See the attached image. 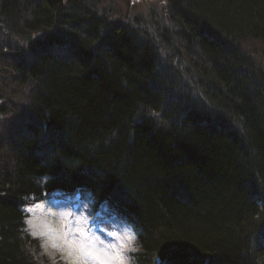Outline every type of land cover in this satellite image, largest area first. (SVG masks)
Returning <instances> with one entry per match:
<instances>
[{"label": "trees", "instance_id": "obj_1", "mask_svg": "<svg viewBox=\"0 0 264 264\" xmlns=\"http://www.w3.org/2000/svg\"><path fill=\"white\" fill-rule=\"evenodd\" d=\"M162 2L0 0V264H39L22 208L54 193L133 264H264V0Z\"/></svg>", "mask_w": 264, "mask_h": 264}, {"label": "rangeland", "instance_id": "obj_2", "mask_svg": "<svg viewBox=\"0 0 264 264\" xmlns=\"http://www.w3.org/2000/svg\"><path fill=\"white\" fill-rule=\"evenodd\" d=\"M114 4L115 9L119 10L120 15L129 16H147L150 10H159L163 5V0H110ZM46 204V205H45ZM41 208L43 206L53 207L57 213L56 219L58 221L60 230L59 241L55 242V248L47 244L43 237L34 234V225L30 223V213L34 205H26L22 208L25 219V231L29 237L36 241L37 248H29L33 258L39 264H67L65 253H69L71 258L79 260L85 264H121L127 258L128 264H133V259L129 256L134 250H137L136 243H130L128 236L130 228L121 226V228L108 231H101L97 233L98 236L89 233L88 236L84 234L86 229V217L84 214L87 204H79L77 210H71L70 205L64 203L54 202L52 200L46 203L38 204ZM111 238L110 241H106ZM98 241L102 243H98ZM54 255H51V252ZM161 263L154 259L152 264Z\"/></svg>", "mask_w": 264, "mask_h": 264}, {"label": "bare ground", "instance_id": "obj_3", "mask_svg": "<svg viewBox=\"0 0 264 264\" xmlns=\"http://www.w3.org/2000/svg\"><path fill=\"white\" fill-rule=\"evenodd\" d=\"M56 216L57 213L53 208L49 206L41 208L38 204L31 209L30 213V223L34 225V234L46 240L45 242L52 247L49 250L55 248V242L59 241L60 234L62 233ZM50 254L54 255V252L52 251ZM64 255H66L67 264H85L71 258L68 251Z\"/></svg>", "mask_w": 264, "mask_h": 264}, {"label": "clouds", "instance_id": "obj_4", "mask_svg": "<svg viewBox=\"0 0 264 264\" xmlns=\"http://www.w3.org/2000/svg\"><path fill=\"white\" fill-rule=\"evenodd\" d=\"M45 179H47V178H45ZM128 239H129L130 243H135L136 235H135V233L132 232L131 230L129 231ZM98 243H102V242L98 241ZM121 264H128V260H127V258H125V259L121 262Z\"/></svg>", "mask_w": 264, "mask_h": 264}]
</instances>
